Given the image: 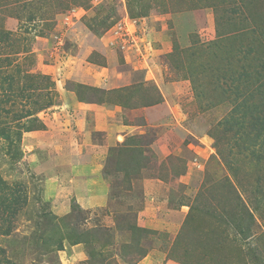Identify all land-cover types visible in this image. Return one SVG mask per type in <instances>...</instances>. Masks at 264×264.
I'll return each mask as SVG.
<instances>
[{"label": "rangeland", "instance_id": "obj_1", "mask_svg": "<svg viewBox=\"0 0 264 264\" xmlns=\"http://www.w3.org/2000/svg\"><path fill=\"white\" fill-rule=\"evenodd\" d=\"M129 20L140 51L114 41ZM4 32L0 56L12 66L1 75L36 86L28 101L2 104L14 131L34 129L0 139V175L28 195L7 216L4 264H264V0H0ZM91 62L108 68L105 83L88 80ZM8 87L0 81V98ZM72 100L107 106L122 121L114 131L130 127L118 145L92 134L106 145L105 209H82L53 170L79 125ZM28 109L38 123L14 120ZM58 231L71 236L60 251L46 242Z\"/></svg>", "mask_w": 264, "mask_h": 264}, {"label": "crops", "instance_id": "obj_2", "mask_svg": "<svg viewBox=\"0 0 264 264\" xmlns=\"http://www.w3.org/2000/svg\"><path fill=\"white\" fill-rule=\"evenodd\" d=\"M83 60L85 63L86 59ZM87 64H89L92 69L97 68L94 70L96 75L92 74V70H90L89 74H86L88 80H98L97 83H105L102 82V78L106 77V71L108 68L106 66H98L96 64L94 65L92 62ZM112 81L113 79L111 81L109 80L108 83L111 85V83H113ZM97 107H105V110L102 112L97 110ZM114 107L116 110L121 108L117 105ZM71 108L75 111L74 116L76 118L74 119L78 118L76 122L79 121V125L78 127H75L73 124L74 126L71 129H68V139L63 142H59V144L62 145L65 150H63L61 153L58 151V155L55 156L56 160L53 161L60 164V167L53 168V170L54 172L58 171V173H56L58 180L64 177L70 181V189L72 194L74 195L76 203L82 209L87 211L97 208L105 209L110 203V197L105 191V186L100 179V169L103 165L101 156L106 153V145L95 141L92 134L93 132L103 133V131H108L107 140L112 144L118 145L121 141L118 138L124 137V135L121 134H125L124 131L127 127H129V125L125 123H116L118 130L114 131V128L110 129V126H112V121L114 123L122 121H116V116H112V113L115 112L111 111V109H108V107L104 105L77 103L75 100H72ZM92 117L95 120V123L90 126V118ZM110 130L111 132H114L111 133ZM30 134L31 133L26 135V137H30ZM50 134H52V131L50 130L43 131L42 133L36 134L32 139L28 138L26 140H28V142L30 141L29 143H33L35 142L36 138H44L46 135L53 136ZM32 167L34 169L33 164ZM47 167L48 166L42 162L40 169L42 171ZM60 168L64 169V172L61 174H59L62 172V169ZM60 175L62 176L60 177ZM54 208L57 211H63L65 207L58 205L54 206Z\"/></svg>", "mask_w": 264, "mask_h": 264}, {"label": "trees", "instance_id": "obj_3", "mask_svg": "<svg viewBox=\"0 0 264 264\" xmlns=\"http://www.w3.org/2000/svg\"><path fill=\"white\" fill-rule=\"evenodd\" d=\"M12 36L11 32H4L0 36V42H9L10 38ZM28 52V51H27ZM19 53V52H18ZM20 54H25V53H19ZM6 63L7 67L12 66V60H10L9 56L7 58H2L0 56V64ZM16 70L15 72L20 74L22 73V69L20 66H15ZM2 68H0L1 70ZM14 75H5L2 76L0 73V81L2 82L3 85H6V82H8V89L5 91L3 94V97L0 98V139L6 141L7 143L14 144L15 141L21 142L22 139V133L23 132H31L34 131V129H31L27 126H23V124H19L18 129L16 131L13 130L10 124H7L6 120L2 118V113H3V107L2 104H8V103H13L17 104L18 99L22 98L23 100H29L32 98V87H34V84H27L23 86L22 88L20 87H15L16 82L14 81ZM30 81L34 80L37 76L34 74H31L30 72L26 74ZM47 78V77H46ZM3 87V86H2ZM36 87V86H35ZM35 90V89H34ZM37 103V102H36ZM46 105L51 107L53 105V101H48L46 102ZM48 108V107H47ZM6 113H11L12 110H6ZM237 107L236 110L232 113L231 118L236 119L234 121H240L238 118L237 113ZM15 113V114H14ZM13 118L15 121H18L19 123L23 120L26 119H33L31 122L33 123H38L37 119L31 118L34 116V113L32 110H22L21 112H13ZM230 120H228L229 122ZM27 191L26 188L19 184H10L7 180H5L1 175H0V237H8L10 236L12 232L11 228V222L9 221V218L7 216H11V218L16 214V212L24 206V204L27 203ZM56 219V218H55ZM6 223H8V226H6ZM58 238L57 240L52 238H49L46 240V242H50L51 244L56 245L58 251L63 250V241L68 240L71 238V236L68 234L66 237L60 234L58 231ZM56 240V241H55ZM80 239L76 240L74 242V245L81 243L79 241ZM1 251L2 249L0 248V264H4L2 262L1 258ZM10 264V263H9Z\"/></svg>", "mask_w": 264, "mask_h": 264}, {"label": "built area", "instance_id": "obj_4", "mask_svg": "<svg viewBox=\"0 0 264 264\" xmlns=\"http://www.w3.org/2000/svg\"><path fill=\"white\" fill-rule=\"evenodd\" d=\"M130 22H122L116 25V29L114 30L116 36H114V41H118L122 39L120 43L124 51H131L134 47H138V51H140V45L143 42V37L140 36L138 30L134 27L131 29V26H134V22L129 20ZM145 34V32H144Z\"/></svg>", "mask_w": 264, "mask_h": 264}]
</instances>
